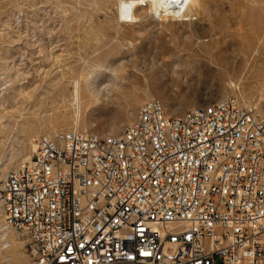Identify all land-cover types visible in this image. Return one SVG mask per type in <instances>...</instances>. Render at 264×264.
Listing matches in <instances>:
<instances>
[{
  "label": "built area",
  "instance_id": "2783aa9c",
  "mask_svg": "<svg viewBox=\"0 0 264 264\" xmlns=\"http://www.w3.org/2000/svg\"><path fill=\"white\" fill-rule=\"evenodd\" d=\"M33 142L0 217L36 264H264V121L238 97L179 116L151 99L119 137Z\"/></svg>",
  "mask_w": 264,
  "mask_h": 264
},
{
  "label": "rangeland",
  "instance_id": "374dc122",
  "mask_svg": "<svg viewBox=\"0 0 264 264\" xmlns=\"http://www.w3.org/2000/svg\"><path fill=\"white\" fill-rule=\"evenodd\" d=\"M118 7V0H0V73L9 85L0 94V192L6 174L32 155V139L76 128L119 137L151 99L179 116L236 96L264 116L259 45L248 56L231 45L228 68L195 64L208 61L197 46L208 36L264 38V0H195L181 17L143 5L133 23L121 22ZM5 233L0 264H36L26 238Z\"/></svg>",
  "mask_w": 264,
  "mask_h": 264
},
{
  "label": "bare ground",
  "instance_id": "6f19581e",
  "mask_svg": "<svg viewBox=\"0 0 264 264\" xmlns=\"http://www.w3.org/2000/svg\"><path fill=\"white\" fill-rule=\"evenodd\" d=\"M119 1V17L123 23H133L137 20L134 14L135 9L139 6L149 5L151 10L154 12H160L168 17H181L185 15L190 9L195 0H118ZM204 37V36H203ZM203 37H199L198 40H202ZM205 38V37H204ZM206 42L202 43L197 41V46L199 47V53H202L203 56L208 58V61L199 60L195 64L197 66L201 63L206 65H212L220 68H228L229 65H232L230 61V55L227 54L228 49L232 45H237L243 48L242 54L248 56V53H252L257 49V53L260 54L264 50V38H253V39H226L225 37L219 36H208ZM259 45V48H255ZM255 48V49H254ZM213 50H216L213 51ZM192 54V53H191ZM253 54V53H252ZM207 60V59H206ZM178 61L185 63L190 61L189 59H184L182 57L178 58ZM192 62V61H191ZM76 82V81H75ZM74 84V82H73ZM2 85H8L7 80L2 74ZM75 99L78 103L82 98V88L80 83H75ZM98 90V89H97ZM74 96V95H73ZM76 103V104H77ZM78 107V105H77ZM79 108V107H78ZM256 114H258L256 109ZM260 121H264V116L259 115ZM78 119V117H77ZM76 124V123H75ZM77 126V124H76ZM77 129V128H76ZM33 150H35V145L32 139ZM32 149V148H31ZM31 158V155L24 158L21 162V165L28 162ZM1 237L6 239V233L2 225L0 226Z\"/></svg>",
  "mask_w": 264,
  "mask_h": 264
}]
</instances>
